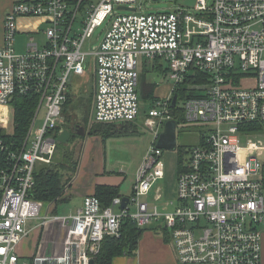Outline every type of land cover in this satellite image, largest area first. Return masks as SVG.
I'll return each mask as SVG.
<instances>
[{
    "label": "built area",
    "instance_id": "obj_1",
    "mask_svg": "<svg viewBox=\"0 0 264 264\" xmlns=\"http://www.w3.org/2000/svg\"><path fill=\"white\" fill-rule=\"evenodd\" d=\"M71 1L73 9L69 0L16 2L4 16L0 128L17 96H35L44 118L31 134L33 118L19 151H9L0 138V264H89L105 237H119L124 219L166 234L176 264H262L264 149L252 139L264 135V0H196L192 9L155 14L136 10V0H96L75 34L74 23L87 0ZM121 7L134 11L115 13ZM19 17L46 18L44 45L30 37L23 53L14 50ZM105 22V34L90 53L91 121L134 122L140 61L165 63L171 85L164 96L154 98L143 121L152 130L153 144L124 209L121 197L102 208L97 197L87 195L74 214L45 213L43 203L33 198L34 173L38 165L51 163L63 130L69 78L86 74L90 65L81 48ZM197 74L206 81L194 85L193 96L180 98L181 86L192 84ZM178 99L181 127H197L200 136L175 173V199L160 212L146 199L165 176L164 151L156 143L166 122L176 121L172 110ZM251 126L260 128L251 131ZM33 220L64 232L59 252H37L27 259L18 255L16 247L29 235Z\"/></svg>",
    "mask_w": 264,
    "mask_h": 264
},
{
    "label": "rangeland",
    "instance_id": "obj_2",
    "mask_svg": "<svg viewBox=\"0 0 264 264\" xmlns=\"http://www.w3.org/2000/svg\"><path fill=\"white\" fill-rule=\"evenodd\" d=\"M137 5L134 8L142 13L147 14H155V13H166L173 12L177 8L184 9H192L196 0H136ZM87 2L96 3V0H87ZM141 5V8L138 9V6ZM124 11H119L115 9V13H123ZM80 16V15H79ZM80 18H78V22H80ZM77 22V23H78ZM79 24V23H78ZM107 23L105 22L101 27H98L93 35L86 39L81 50L84 54H86L85 63L90 65L87 68L86 74L82 77L70 76L69 78V102L62 109L63 120H62V128L66 127V124L70 121H78L80 123H84L87 125V128L90 129L92 125L91 114H92V104H93V96H94V78H93V66L91 65L92 58L90 53L96 49L102 40L105 30L107 28ZM38 44H45L44 36H39L37 38ZM264 57V55H263ZM167 65L162 63V70H157L156 72H152V70L148 73L149 80L153 81L157 84L155 86H147L145 85V76H142L141 81L139 78L138 84V93H139V115L137 119L134 121L133 126L131 128L132 133L130 134H121L120 136L102 138V161L100 163L94 162V167L96 171L92 175V180H94L96 174H101L104 176L100 177H108L113 176L117 177V181L119 184V195L121 198H128L131 196L132 188L136 180L137 170L143 164V161L146 156L147 149L153 144L154 135L149 128L143 125V121L146 118L148 109L152 105V101L154 100V94L162 95L164 94L168 86L171 85L170 79L167 76ZM145 87H144V86ZM147 87L153 88L152 91V99L145 100L143 99L142 92ZM183 87V86H181ZM188 87V86H186ZM185 87V88H186ZM195 89V87H194ZM203 89V86H201ZM195 93V92H194ZM182 109V101L178 99L176 111L180 112ZM7 116L6 125L0 128V133L11 134L13 131V109ZM12 114V115H11ZM44 118V111L40 109L36 116L34 117V124L32 128V132H35L38 128L42 126ZM181 117L177 119L178 126L176 128V139H177V150L175 152H163L162 160L165 164V176L162 180L157 181L149 196L147 197V202L149 204H153L158 206L160 212H162L164 208V204L175 199V173L184 164L187 159L186 154L189 149L198 144L199 141V130L197 127H185L182 128L181 124H183V120ZM92 127L90 129L89 135H101V129ZM129 130V129H128ZM256 131V130H255ZM86 131V137L88 135ZM32 138V137H31ZM89 138V137H87ZM86 138V139H87ZM33 139V138H32ZM253 141H259L263 145L264 149V135L259 136L257 138L252 139ZM82 142L81 139L70 140L65 145L67 153L69 154V159L67 161V166L61 172V179L63 186V195L61 199L57 202H42L44 206L45 213H52V215L59 216H69L74 214L76 209L78 208V203L75 200L69 198V193L72 189L73 184L77 179L81 180L84 175H87L86 169L81 167L80 169V158L82 152ZM66 153V152H64ZM61 152H55L51 163L49 166H54L59 162H64L63 156ZM264 162V151L263 157L261 159ZM44 165H38L41 167ZM84 172V173H83ZM160 195L159 199H156V195ZM94 196V192L92 194ZM96 197V196H95ZM171 208L167 207L166 211H170ZM114 213H118V207L113 208ZM130 211H133V208H130ZM38 224L37 220H33L29 222V226L33 227ZM153 228V227H151ZM46 234L45 232L42 234ZM54 231L48 238V242H53ZM45 244V241L42 242L41 247ZM48 246L45 245V249ZM44 254V252H40ZM54 253V251H52ZM26 260V259H24Z\"/></svg>",
    "mask_w": 264,
    "mask_h": 264
},
{
    "label": "crops",
    "instance_id": "obj_3",
    "mask_svg": "<svg viewBox=\"0 0 264 264\" xmlns=\"http://www.w3.org/2000/svg\"><path fill=\"white\" fill-rule=\"evenodd\" d=\"M30 0H0V47L3 46V20L5 14L9 11L11 6L16 2H26ZM70 8H74L73 1L69 0ZM89 3L84 2L80 7V12L77 16L76 22L73 26V33H76V30L81 26L83 18L85 17V13L89 8ZM80 15V16H79ZM80 18V22H78V18ZM79 24H78V23ZM15 26L17 33L14 38L13 48L17 53H23L25 51L26 45L29 41V38L32 37L34 42L38 44L37 38L43 35V30L47 26L46 18L42 17H19L15 21ZM45 38V36H44ZM43 42L38 44V46H42ZM156 72L157 70H162V66L160 65H152L150 62L142 59L139 64V76L144 73L145 76V85L147 86H155L157 84L153 81L149 80L148 72ZM163 71V70H162ZM94 78V76H93ZM144 86V85H143ZM145 87V86H144ZM169 88V86H168ZM150 87H147L142 92V95H148V91ZM168 91V89H167ZM167 91L162 95L154 94L155 97L164 96ZM153 94L151 93V96ZM69 96V94H68ZM134 122H131L129 125H132ZM95 123H92L90 129L95 127ZM117 128H119L120 123L116 124ZM89 128H85L82 136L77 135V139H81L82 142V152L80 158V169L87 170V175H84L81 180L77 179L73 184L72 189L69 193V198L75 200L78 205L82 204V200L87 195H92L95 187L98 185H107V186H119L117 177L108 176L106 178L100 177L104 176L101 174H96L94 180H92V175L96 171L94 167V162L100 163L102 161V143L103 140L100 135H89ZM86 131L88 133L86 137ZM87 138V139H86ZM68 145V144H67ZM84 173V172H83ZM78 206V207H79ZM29 235L24 238L16 247V252L21 258H30L37 252H44L45 254L54 252H59L61 250L62 241L64 238V232L62 230L57 229L54 224H50L49 226L39 227V225H35L30 227ZM54 231L53 242H48V238L51 233ZM46 233L42 235L43 233ZM45 241V244L41 247L42 242ZM48 246L47 249L44 247ZM262 264H264V232L262 234ZM112 264H176L175 252L171 242L168 240L167 235L157 231L154 227L147 228L142 233L138 244L136 246V252L134 257H118L112 261Z\"/></svg>",
    "mask_w": 264,
    "mask_h": 264
},
{
    "label": "trees",
    "instance_id": "obj_4",
    "mask_svg": "<svg viewBox=\"0 0 264 264\" xmlns=\"http://www.w3.org/2000/svg\"><path fill=\"white\" fill-rule=\"evenodd\" d=\"M142 76H144V73L139 76L140 81ZM205 81V77L202 75H195L192 84L187 83V85L180 88V91L178 92L179 97L184 98L188 95L193 96L194 85H197L198 83L202 84ZM148 91H150V93L148 92V95L143 94V99L145 100L152 99L151 93L153 88H150ZM68 102L69 96H67L64 107ZM37 105L38 100L35 96H17L13 99L11 103L13 108V131L11 134L0 133V138L6 146H8L9 151H19L22 149L31 122L37 113ZM172 115L175 117L176 121L181 117L180 112L176 111V109L172 110ZM129 124L130 123H120L119 128H117L116 124L97 123L95 124V127L101 129V138H108L132 133V131H130L132 130V125ZM250 128L251 131H255L260 127L251 126ZM56 151L62 153L61 155L63 156L64 162H59L54 166L44 164V166L37 167L34 173L35 187L33 198L37 201L57 202L63 195L64 184H62L61 172L67 166V161L70 159L65 145L58 143ZM94 196L99 199L101 207L105 208L110 205L113 198L120 197L119 186L98 185L95 187ZM144 230L145 229L137 228L129 219H124L121 224L119 237L104 238L99 253L94 260V264H112V261L118 257H134L136 246Z\"/></svg>",
    "mask_w": 264,
    "mask_h": 264
},
{
    "label": "water",
    "instance_id": "obj_5",
    "mask_svg": "<svg viewBox=\"0 0 264 264\" xmlns=\"http://www.w3.org/2000/svg\"><path fill=\"white\" fill-rule=\"evenodd\" d=\"M160 1V0H154ZM119 10L123 11H134L133 8L121 7ZM177 101V95L175 94L171 101V108H174ZM176 127L177 123L174 120L166 122L164 125V131L159 135L158 141L156 143L157 148L166 152H175L177 149V139H176ZM78 136H82V133H77ZM71 133L67 129H63L62 132L57 136L56 141L59 144L66 145L71 140ZM128 203L127 198H122L120 209H124ZM89 264H94V261H89Z\"/></svg>",
    "mask_w": 264,
    "mask_h": 264
},
{
    "label": "flooded vegetation",
    "instance_id": "obj_6",
    "mask_svg": "<svg viewBox=\"0 0 264 264\" xmlns=\"http://www.w3.org/2000/svg\"><path fill=\"white\" fill-rule=\"evenodd\" d=\"M85 128L87 125L84 123H80L78 121H70L66 124V127L63 129H67L71 133V140L77 139V133H84Z\"/></svg>",
    "mask_w": 264,
    "mask_h": 264
}]
</instances>
